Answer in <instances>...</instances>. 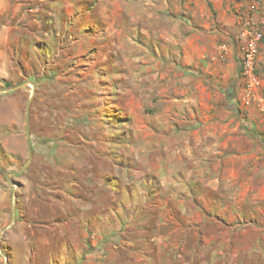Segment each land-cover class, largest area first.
Wrapping results in <instances>:
<instances>
[{"label": "rangeland", "instance_id": "374dc122", "mask_svg": "<svg viewBox=\"0 0 264 264\" xmlns=\"http://www.w3.org/2000/svg\"><path fill=\"white\" fill-rule=\"evenodd\" d=\"M13 1L0 264H264L262 81L209 111L183 0Z\"/></svg>", "mask_w": 264, "mask_h": 264}, {"label": "crops", "instance_id": "0c3cea01", "mask_svg": "<svg viewBox=\"0 0 264 264\" xmlns=\"http://www.w3.org/2000/svg\"><path fill=\"white\" fill-rule=\"evenodd\" d=\"M14 5L13 0H0V13ZM234 5L235 0H183L179 13L185 17L188 30L187 40L192 52L189 62L200 65L204 70L210 96L208 109L228 114L234 113L232 104H236L242 86ZM258 17L263 22L264 32V0ZM222 44L227 48L224 58L219 57ZM257 72L264 85V36L257 57ZM252 126L254 121H250ZM246 135L248 141L257 143L259 136L256 133L248 131Z\"/></svg>", "mask_w": 264, "mask_h": 264}, {"label": "built area", "instance_id": "2783aa9c", "mask_svg": "<svg viewBox=\"0 0 264 264\" xmlns=\"http://www.w3.org/2000/svg\"><path fill=\"white\" fill-rule=\"evenodd\" d=\"M262 0H235L233 15L237 24V49L240 58V77L246 95L254 94L260 87L257 57L263 40V22L258 17ZM219 57L224 58L227 48L221 45ZM262 100V97L259 98Z\"/></svg>", "mask_w": 264, "mask_h": 264}, {"label": "trees", "instance_id": "16d2710c", "mask_svg": "<svg viewBox=\"0 0 264 264\" xmlns=\"http://www.w3.org/2000/svg\"><path fill=\"white\" fill-rule=\"evenodd\" d=\"M4 83H5L7 86H11V84H10L8 81H4Z\"/></svg>", "mask_w": 264, "mask_h": 264}, {"label": "water", "instance_id": "95a60500", "mask_svg": "<svg viewBox=\"0 0 264 264\" xmlns=\"http://www.w3.org/2000/svg\"><path fill=\"white\" fill-rule=\"evenodd\" d=\"M8 90H11V89H8ZM0 92H2V91H0Z\"/></svg>", "mask_w": 264, "mask_h": 264}]
</instances>
